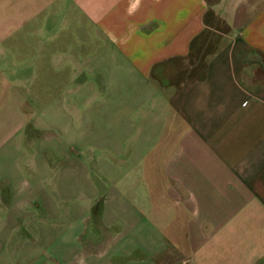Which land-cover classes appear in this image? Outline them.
<instances>
[{
    "label": "crops",
    "instance_id": "obj_1",
    "mask_svg": "<svg viewBox=\"0 0 264 264\" xmlns=\"http://www.w3.org/2000/svg\"><path fill=\"white\" fill-rule=\"evenodd\" d=\"M54 72L103 177L0 146V264H264V0H0V103Z\"/></svg>",
    "mask_w": 264,
    "mask_h": 264
},
{
    "label": "rangeland",
    "instance_id": "obj_2",
    "mask_svg": "<svg viewBox=\"0 0 264 264\" xmlns=\"http://www.w3.org/2000/svg\"><path fill=\"white\" fill-rule=\"evenodd\" d=\"M61 26H63L61 23L55 21L53 30L60 31ZM60 76V72H54L52 88L22 87L18 89L20 105L11 104L9 99L12 90L4 89V103H0V114H3L0 116V124L3 123L0 128V146L6 150L4 157L6 176L16 177L17 174H20L21 176L44 177L46 175L45 162L53 163L67 160L84 161L87 168L86 177L92 179L102 176L101 169L97 166L100 160L107 159L105 154L100 153L97 148L92 146L77 144L92 143L93 138H95L94 132H98L99 129L95 128L96 123H94L93 118L89 119L91 117L89 114H84L85 119L83 121H76L66 114V104H62V95L75 96L77 89L62 88ZM79 90L83 91V89ZM84 90L88 96H91V89ZM18 107L22 115L25 116L24 126L23 120H21V124L20 119L10 114ZM67 107L71 112V107ZM78 123L82 126L80 136L76 134ZM17 145L21 146V150L14 152L12 147ZM16 160L21 168L14 169L16 171L14 172L12 165L7 162ZM123 170L125 171V168ZM59 171L60 169L54 168L53 175H58ZM63 175L65 174L63 173ZM39 221L42 222V220Z\"/></svg>",
    "mask_w": 264,
    "mask_h": 264
}]
</instances>
